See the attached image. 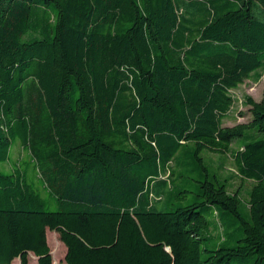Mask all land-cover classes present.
I'll return each instance as SVG.
<instances>
[{
    "label": "trees",
    "instance_id": "trees-1",
    "mask_svg": "<svg viewBox=\"0 0 264 264\" xmlns=\"http://www.w3.org/2000/svg\"><path fill=\"white\" fill-rule=\"evenodd\" d=\"M260 74L264 0H0V264H264Z\"/></svg>",
    "mask_w": 264,
    "mask_h": 264
},
{
    "label": "rangeland",
    "instance_id": "rangeland-1",
    "mask_svg": "<svg viewBox=\"0 0 264 264\" xmlns=\"http://www.w3.org/2000/svg\"><path fill=\"white\" fill-rule=\"evenodd\" d=\"M263 90H264V74H260L258 81L254 82L252 80H246L238 88L232 90L234 104L229 113V117L223 121L224 125L231 126L237 123L249 122L251 120V113L249 110V106L245 103V100L247 97H250L255 101H259L262 96ZM10 149L11 150H10L9 160L5 164L0 162V170L11 171L15 166V163L20 166L26 165L27 169L30 170L31 164L33 162L27 150L23 148L21 145H19V143L17 142L12 144ZM202 155L206 156L205 151H202ZM212 157L216 161L217 157L215 155H213ZM223 170L226 174L227 172H231L233 170V166L229 159L226 160L225 167L223 168ZM30 178L33 177L30 176ZM28 182L31 183L34 186V188L38 191V193L41 195V197L45 199L44 197L47 194L46 190L42 187L40 189H37L36 187V185L39 182L38 176H36V179L34 181H31V179H29ZM232 183L234 188L241 187L240 186L241 182L237 178L233 179ZM243 186L246 188L248 187L247 183L243 184ZM49 208H51V206H49ZM46 236H47L48 245L51 250L53 264H66L64 260L65 246L59 240L58 235L55 232L48 230ZM36 260L37 258L35 257V255L30 252L28 254L29 264H36ZM11 264H19V259L18 258L14 259L11 262Z\"/></svg>",
    "mask_w": 264,
    "mask_h": 264
},
{
    "label": "crops",
    "instance_id": "crops-1",
    "mask_svg": "<svg viewBox=\"0 0 264 264\" xmlns=\"http://www.w3.org/2000/svg\"><path fill=\"white\" fill-rule=\"evenodd\" d=\"M48 231V230H47ZM47 233V232H46Z\"/></svg>",
    "mask_w": 264,
    "mask_h": 264
}]
</instances>
